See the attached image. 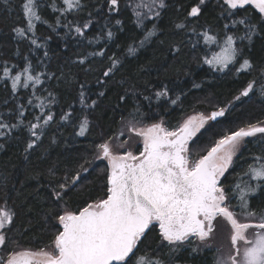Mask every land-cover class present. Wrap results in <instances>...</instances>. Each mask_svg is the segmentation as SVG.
<instances>
[{
	"label": "snow or ice",
	"instance_id": "6c2138e0",
	"mask_svg": "<svg viewBox=\"0 0 264 264\" xmlns=\"http://www.w3.org/2000/svg\"><path fill=\"white\" fill-rule=\"evenodd\" d=\"M207 2L192 0L179 5L177 11L182 12V18L174 22L173 35L182 38L168 42L169 51L178 58L185 41L192 50L201 41L205 46L214 45L219 50L210 56L205 54L202 64L213 71L251 77L235 100L264 98V62L257 65L244 55L246 48L251 50L254 37L264 39V0H217L218 19L228 22L215 34H210V29L198 31L192 25L204 14ZM247 6L254 13L241 16V10L248 12ZM17 7L23 23L11 28L18 45L16 55H21L19 45L26 42L29 51L43 48V56H49L45 41L52 37H38L39 24L48 25L53 32L63 27L68 30L66 36L74 32L77 44L87 45L101 38L111 41L114 32L108 25L113 20L116 26L123 25L116 18L122 11V0H96L93 4L87 0H20ZM89 7L95 12L82 18ZM123 7L131 10L142 33L138 42L127 47L123 60L116 53L107 55L102 46L66 62L83 66L91 63L89 57L102 58L96 90L80 83L76 97L79 108L70 105L60 115L61 121L73 123L75 136L87 137L93 128H99L100 137L92 141L90 152L79 157L74 169L59 177L55 166L49 169L50 191L42 212L45 224L51 226L50 242L42 247L21 245L11 235L16 212L7 206L5 198L0 207V264H181L185 253L194 258L206 250L214 253L212 264H264V206L253 204L254 199L264 196V119L229 129L205 148L194 151L191 145L201 129L225 117L229 109L197 113L173 125L160 115L165 105H176L179 100L178 96L171 98L172 89L167 84L130 83L132 78L124 76L113 83L128 57H135L138 49L162 34L156 21L170 5L167 0H131ZM0 8L15 11L14 0H0ZM49 8L58 13L54 24L43 15ZM69 15L74 18L69 20ZM94 16L95 23L106 22L99 36L89 38ZM146 22L152 24L151 28ZM22 58L23 67L9 66L7 59L0 61V81L6 87L11 82L9 92L13 96L21 88L31 87L27 105H33L35 98L40 103L34 107L41 112L28 120L25 104L18 102L0 113V139L19 140L27 132V160L46 135L44 129L56 119L50 108L44 111L47 97L36 93L47 80L65 76L62 70L60 76L38 72L29 57ZM38 63L42 61L38 59ZM81 70L87 74L93 69ZM113 90H117V103L98 114L102 101ZM48 97L52 98L49 105L55 103L54 93L48 92ZM4 104L8 105L7 99ZM109 111L112 123L105 128L101 121ZM248 138H256L262 149L250 158L243 153ZM96 161L103 162L104 167L97 169Z\"/></svg>",
	"mask_w": 264,
	"mask_h": 264
},
{
	"label": "trees",
	"instance_id": "16d2710c",
	"mask_svg": "<svg viewBox=\"0 0 264 264\" xmlns=\"http://www.w3.org/2000/svg\"><path fill=\"white\" fill-rule=\"evenodd\" d=\"M87 2L93 4L96 3V0H87ZM125 2L130 3L131 0H122V11L116 17L123 21V25L116 26L114 20L108 25L114 32L111 41L101 38L99 42L92 45H87L86 42L77 44L74 32L66 36L65 33L68 30L60 27L56 29V32L59 33L57 35L48 25L39 24L37 36L41 38L52 37V39L45 41L46 48L49 51L48 57L43 56L45 50L43 48L29 51L30 46L26 42L19 45L21 55H16L18 45L12 39L11 28L14 24L23 23L17 7L20 0H14L15 11H6L0 8V61L7 59L9 66L15 64L23 67L24 60L22 56H27L33 61L38 72H55L57 76H60V70H62L65 76V78L59 80H47L36 93L42 98L47 97L44 100L46 105L44 111H48L50 108L56 119L44 129L46 135L38 141V147L28 154L27 160L24 153L25 141L28 138L27 132H24L19 140L9 138L5 141L0 139V144H3V148H0V207L4 206L3 201L6 198L7 206L15 210L16 218L11 235L25 247H35L38 244L42 247L44 244L49 243L51 239V226L45 224L42 212L50 191L49 169L55 166L58 177L62 176L66 170L74 169L79 157L86 154V151L90 152L92 141L98 140L100 137L99 128H93L91 135L87 137L75 136L74 133L77 129L73 126V123L71 121L66 123L61 121L60 115L62 111H68L70 105L79 108L76 97L80 83H84L93 92L96 90L97 69L102 66V58L89 57L91 63L86 62L83 66L66 62L76 60L80 55L87 56L88 53L97 51L102 46L106 49L107 55L116 53L122 60L124 59L127 47L142 38L141 30L136 27L135 17L132 15L131 10L123 7ZM167 2L170 7L163 13L162 19L156 21L162 34L159 38H154L152 43L138 49L135 57H128L121 72L114 78L113 83L124 76L132 78L129 80L130 83L139 82L143 85L145 82H149L157 86L160 82L167 84L172 89L171 98L175 99L178 96L179 100L176 105H165L164 110L160 111V115L173 125L189 113H205L219 107L228 108L229 111L225 117L210 122L197 134L195 143L191 145L194 151L205 148L229 129L244 126L249 121L255 123L257 119H264V98L253 96L251 98H241L240 101L235 100L239 90L251 78L250 76L243 74L238 76L235 72L213 71L208 65L201 63L205 54L210 56L213 51L219 50L216 46H205L201 41L197 49L192 50L185 41L179 57L175 58L173 56L169 51L168 42L171 40L179 41L182 38V35H173L174 22L177 21L178 17L182 18V12L177 11V9L181 3L188 4L192 0H167ZM88 12L94 13L95 9L89 7L87 11L81 14V17L87 18ZM253 13L254 11L248 7V12L245 13L241 10L240 15H251ZM218 14L217 0H208L204 14L198 22L193 21L192 25L197 26L198 31L210 29V34L218 33L221 31L223 23L228 22L219 20ZM43 15L49 24H54L58 13H53L49 8ZM73 18V15L68 16L69 20ZM93 19V26L87 33L89 38L99 36L106 22L100 20V23H95L97 18L94 16ZM146 23L151 28L152 24ZM161 41H164V43H161ZM65 43L68 44L67 48L64 47ZM244 55L257 65L264 62V39L254 37L251 50L249 51L246 48ZM38 59L42 63H38ZM103 63L106 64L107 60L104 59ZM138 66L142 67L143 71H140ZM89 67L93 70L87 74L81 70ZM0 75H2V72H0ZM193 84H197L199 87H193ZM10 86V81L7 82V87L4 81H0V113L6 112L8 108H14L19 102L25 104L28 120H32L33 115L40 114L41 109L34 107L40 101L33 98V105H27V99L32 91L31 87L28 89L21 88L13 96L9 92ZM116 91L109 92L107 98L102 101L98 114L108 108L109 105L117 103ZM48 92L54 93L56 97L55 103L50 105L48 101L52 98L48 97ZM5 99L8 101L7 106L4 104ZM112 115L109 111L105 119L101 121L105 128L112 123ZM119 115L118 112L115 116L116 120H119ZM249 141L243 150L246 158H250V154H259L262 150L256 138H249ZM95 164L97 169L104 167L99 161ZM236 170L239 171V167ZM94 176L95 173H93ZM94 194L98 195L99 193ZM75 199L77 197L73 196V200ZM262 201H264V196L254 199L253 204L264 206ZM149 239H152V237L150 236ZM180 259L181 264H211L209 252L202 253L194 258L188 257L185 253Z\"/></svg>",
	"mask_w": 264,
	"mask_h": 264
},
{
	"label": "rangeland",
	"instance_id": "374dc122",
	"mask_svg": "<svg viewBox=\"0 0 264 264\" xmlns=\"http://www.w3.org/2000/svg\"><path fill=\"white\" fill-rule=\"evenodd\" d=\"M197 113H203V112H197ZM197 113H189V114H187L186 116H184L181 120H183V119H186L188 116H193V115H196ZM205 113H208V112H205ZM210 123V122H209ZM208 125V124H207ZM206 126V125H205ZM205 128V127H204ZM202 130V129H201ZM249 139V138H248ZM96 162H98V161H96ZM100 163H102L103 165H104V163L103 162H101V161H99ZM219 242V241H218ZM206 253L207 252H209V258H210V261H211V264H212V259H213V255H214V253H213V251H208V250H206L205 251Z\"/></svg>",
	"mask_w": 264,
	"mask_h": 264
},
{
	"label": "flooded vegetation",
	"instance_id": "af4514ba",
	"mask_svg": "<svg viewBox=\"0 0 264 264\" xmlns=\"http://www.w3.org/2000/svg\"><path fill=\"white\" fill-rule=\"evenodd\" d=\"M247 7H249V8H251V6H247ZM252 9V8H251ZM253 11H255L254 9H252Z\"/></svg>",
	"mask_w": 264,
	"mask_h": 264
}]
</instances>
